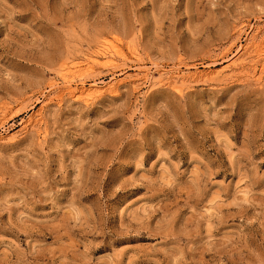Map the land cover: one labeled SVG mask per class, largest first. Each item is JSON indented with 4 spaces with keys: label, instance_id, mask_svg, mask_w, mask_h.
<instances>
[{
    "label": "rangeland",
    "instance_id": "rangeland-1",
    "mask_svg": "<svg viewBox=\"0 0 264 264\" xmlns=\"http://www.w3.org/2000/svg\"><path fill=\"white\" fill-rule=\"evenodd\" d=\"M0 264H264V0H0Z\"/></svg>",
    "mask_w": 264,
    "mask_h": 264
},
{
    "label": "bare ground",
    "instance_id": "bare-ground-1",
    "mask_svg": "<svg viewBox=\"0 0 264 264\" xmlns=\"http://www.w3.org/2000/svg\"><path fill=\"white\" fill-rule=\"evenodd\" d=\"M263 47V46H262ZM263 53V52H262ZM247 55V54H246ZM241 58V57H240ZM234 62H235V64H236V61L235 60H233ZM244 63V62H243ZM234 64V65H235ZM230 65V64H229ZM246 65V64H245ZM227 67V66H226ZM142 69V68H141ZM174 69V68H173ZM179 69V68H178ZM178 69H176V70H178ZM149 70V69H148ZM209 72V71H208ZM177 73V77H178V73L179 72H176ZM194 73V72H193ZM257 73V72H256ZM175 74V73H174ZM181 74H182V72H181ZM224 74V73H223ZM135 75V74H134ZM138 75V74H137ZM171 76H172V74H170ZM197 75V74H196ZM146 76V75H145ZM183 76V75H182ZM186 76V75H185ZM222 76V75H221ZM147 77V76H146ZM173 77V76H172ZM174 78H175V75H174ZM63 80H65L64 81V83L66 82V86H65V88L69 91V93L71 92H74V93H76V94H78V95H82V94H84V95H86V94H88L91 90H92V92H96V93H98L97 91H99V89H100V87L99 86H92V84L90 85L91 87H89V88H86V87H82L83 86V84H82V86L80 87V88H77V89H75L74 87H76V86H72V82L73 81H71V79H68L67 77H65ZM115 80H117L116 78H115ZM132 80V79H131ZM177 80H178V78H177ZM111 81H112V79H111ZM113 81H114V79H113ZM117 82V81H116ZM109 84H111V83H109ZM65 85V84H64ZM107 85V84H106ZM117 85V84H116ZM115 85V86H116ZM101 86V85H100ZM114 86V85H113ZM109 87V89H111L110 88V86H108ZM107 87V88H108ZM106 88V87H105ZM114 88V87H113ZM62 89H64V88H62ZM66 89H64V90H66ZM108 89V90H109ZM115 89V88H114ZM60 91V90H59ZM62 91V90H61ZM112 91V90H111ZM117 91V90H116ZM92 92L90 93V94H92ZM100 92V91H99ZM61 93V92H60ZM63 93V92H62ZM67 94V93H66ZM73 94V93H72ZM71 94V95H72ZM75 95V94H74ZM83 96V95H82ZM88 96V95H87Z\"/></svg>",
    "mask_w": 264,
    "mask_h": 264
}]
</instances>
